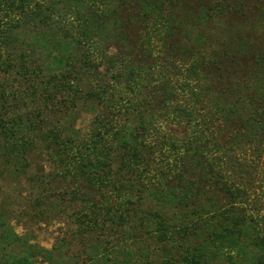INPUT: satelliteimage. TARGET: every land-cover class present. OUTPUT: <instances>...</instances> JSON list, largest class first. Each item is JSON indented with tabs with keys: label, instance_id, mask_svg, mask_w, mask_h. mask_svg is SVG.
<instances>
[{
	"label": "trees",
	"instance_id": "obj_1",
	"mask_svg": "<svg viewBox=\"0 0 264 264\" xmlns=\"http://www.w3.org/2000/svg\"><path fill=\"white\" fill-rule=\"evenodd\" d=\"M213 1L208 20L243 19L238 0ZM79 2L97 15L95 6L100 1ZM172 3L138 0L135 4L144 65L129 68L109 58L107 71L100 73L91 68V56H86L83 69L91 79L87 96L102 110L95 118V139L104 145L91 149L87 143L68 139L57 149L62 153L58 161L82 166L86 189L88 185L113 186L106 177L112 160L106 143L112 141L125 153L122 165L130 178L154 199L170 201L178 210L193 209L192 218L178 225L155 223L157 242L167 245L164 264H264V52L244 62L240 51L232 47L238 36L228 37L227 45L216 38L206 45L200 40V46H181L177 52L178 43L172 39L181 23L168 15ZM58 4L62 0H0V45L10 29L60 25L71 18L78 32L70 39L92 52L101 41L89 21L56 12ZM236 30L232 26L229 33ZM124 71L128 76L121 79ZM168 123L183 126V137L177 139L165 131ZM5 129L13 130L9 125ZM186 155H190L187 161ZM95 158L102 160L101 167ZM188 166L197 167L198 172L187 175ZM132 184L124 190L129 192ZM125 213L115 216L124 220ZM89 231L93 232L91 227ZM1 239L24 244L11 230ZM36 255L26 247L13 264H33ZM113 264L139 262L131 255Z\"/></svg>",
	"mask_w": 264,
	"mask_h": 264
},
{
	"label": "rangeland",
	"instance_id": "obj_2",
	"mask_svg": "<svg viewBox=\"0 0 264 264\" xmlns=\"http://www.w3.org/2000/svg\"><path fill=\"white\" fill-rule=\"evenodd\" d=\"M98 1L103 5L98 2L95 6L97 15L79 0H62L54 7L56 12L89 21L92 33L101 41L93 53L70 39L78 32L71 18L61 26L22 25L2 36L0 264H13L26 247L37 254L33 264H113L131 255L139 264H164L167 245L157 242L155 223L178 225L180 220L192 218L193 209L178 210L170 201L154 199L147 188L130 178V171L122 165L125 153L112 141L106 143L112 157L107 164L111 173L106 177L113 186L99 189L88 185L86 189L82 180L85 169L58 161L60 145L68 139L87 143L91 149L104 145L95 139V118L102 110L87 96L91 79L83 69L86 56H91V68L100 73L107 71L109 58L121 60L129 68L146 62L138 48V0ZM164 1L173 2L168 15L181 23L172 39L178 43L177 52L181 46H200V40L206 45L216 38L227 45L226 39L235 36L238 39L232 47L240 51L244 62L264 52V0H238L243 19H233V23L213 16L208 20L213 0ZM232 26L237 30L229 33ZM242 46L245 49H237ZM128 73L122 72L120 78ZM7 124L12 131H6ZM163 127L174 138L183 137V126L168 123ZM19 144L25 145L20 148ZM94 161L97 167L103 165L100 158ZM188 168L187 175L198 172L197 167ZM130 183L134 184L127 192L124 188ZM124 210L125 219H118ZM6 230L21 237L24 244H7L1 239Z\"/></svg>",
	"mask_w": 264,
	"mask_h": 264
}]
</instances>
